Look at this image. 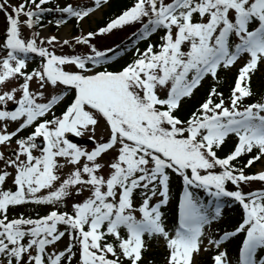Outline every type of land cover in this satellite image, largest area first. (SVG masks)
Segmentation results:
<instances>
[{"label":"snow or ice","instance_id":"snow-or-ice-1","mask_svg":"<svg viewBox=\"0 0 264 264\" xmlns=\"http://www.w3.org/2000/svg\"><path fill=\"white\" fill-rule=\"evenodd\" d=\"M108 2L0 0V264H144L153 240L164 264H200L205 252L232 264V239L236 264H264V167L247 171L264 165V94L251 86L264 66V0H131L87 30ZM134 25L135 51L110 70L122 53L96 37ZM49 26L64 35H44ZM233 68L225 96L220 73ZM101 119L107 136L96 139ZM85 132L91 149L67 135ZM28 206L46 211L11 214ZM232 206L239 219L217 237L211 226Z\"/></svg>","mask_w":264,"mask_h":264},{"label":"trees","instance_id":"trees-1","mask_svg":"<svg viewBox=\"0 0 264 264\" xmlns=\"http://www.w3.org/2000/svg\"><path fill=\"white\" fill-rule=\"evenodd\" d=\"M52 2L63 3V0H52ZM84 2H87V1H84ZM130 4H131V0H110L108 10L105 12L103 19L97 23V26H100V25L103 26L106 23L105 21L109 17H112L114 15L119 14L126 6H129ZM1 14L2 13H0V15ZM138 27H139L138 25H134L132 27H126L123 30H114L112 34L107 35V36L96 37L95 42H97L98 44L101 43V46H103V47H112V48L117 47V49L121 48L122 55L118 56L115 61L110 62V65L108 66L110 68V70H116L121 65H123L124 63H126L127 61L130 60L133 52L135 51V47H134L133 43H131L134 40V38L131 36H132L133 31H135L136 28H138ZM50 31L52 34L57 32V30L54 26L50 27ZM72 31H73L72 32L73 35H77V34H79L80 28L78 26H73ZM129 37H131V39H129V41H127V39ZM135 46H138L141 49H143L146 46V42L139 43L138 45H135ZM125 48L128 49V51L126 53H124V51H123ZM77 51H79V49H77ZM37 63H38V61L34 60L30 63V66L34 67ZM260 69H261V71L259 73V76L256 77V80L252 79V82H251L252 89L255 93H257V96L264 94V67H259V70ZM235 74H236V72H234V74L224 73V72L220 73L221 78L226 76V79H222L221 87H220V90H222L224 92L225 96H227L229 94L230 86L233 83ZM212 84H213V81H211L210 79L208 81H206L203 84V87L200 88V90L198 92H196V95L194 96V98H192L191 100H188L187 102H185L183 104L180 115L184 116V115L188 114L193 109V107L200 100H202L204 98L206 92L209 90V88H210V86H212ZM72 98H73V95L70 93L68 98H67V101L63 104V106L62 107L59 106L56 109V112L58 115L63 110V108L68 103L71 102ZM246 102H250V101H246ZM244 159L246 160L247 157H245ZM257 164H255V165H257ZM247 171L250 173H254V170L252 167H250ZM174 183L177 186L174 185V187H173V195H175L176 192L179 190L180 182H179V180H177ZM6 186L11 187V183H9ZM229 187L231 188L232 186L229 185ZM259 187H260V184H258V183L253 184V188H259ZM67 204H68V201H67ZM174 207H175V200L172 201L170 206H168L167 208L164 209L168 213L169 223H170V220L172 222V219H173L172 209ZM45 211H46V209H44L43 207L34 208L33 206H28L25 208H17L14 211H12L11 214L15 215L17 213L23 212L26 215H34L35 212L45 213ZM239 216H240V209L238 206H232V207L225 208L223 211V218L225 221L223 224H221L219 226V229L220 230H223V229H230L231 230L233 225L239 219ZM150 243H151V248L147 253H145V255L143 257L144 264H164V257L166 255L165 248L164 247L160 248L159 245L154 243V240L151 241ZM238 244H239L238 239H237V241L231 240V242L227 243V247H234V249L232 251H234V253L236 255L237 251H238ZM210 255L201 259L200 264H210V259H209Z\"/></svg>","mask_w":264,"mask_h":264},{"label":"rangeland","instance_id":"rangeland-1","mask_svg":"<svg viewBox=\"0 0 264 264\" xmlns=\"http://www.w3.org/2000/svg\"><path fill=\"white\" fill-rule=\"evenodd\" d=\"M93 22H91V20H89V23L88 25H92ZM4 25V18H0V28H2ZM87 25V26H88ZM70 33H71V30H70ZM44 35H46V33H44ZM58 35H64L63 32H60ZM70 137L68 136V138L74 142V143H77V144H80V143H93L94 141L92 139H90L92 133L90 132H85L82 136H75L74 134L70 133ZM95 136H96V139H99L101 136H104L106 137L107 136V133L105 132V122L101 119L99 121V125L96 129V133H95ZM107 159V157H106ZM261 167H264V165L260 166L258 169H260ZM68 172V169L66 168L63 172L62 175H66ZM72 201L69 202V204H71Z\"/></svg>","mask_w":264,"mask_h":264},{"label":"bare ground","instance_id":"bare-ground-1","mask_svg":"<svg viewBox=\"0 0 264 264\" xmlns=\"http://www.w3.org/2000/svg\"><path fill=\"white\" fill-rule=\"evenodd\" d=\"M101 15V12H99L97 15H96V17H99Z\"/></svg>","mask_w":264,"mask_h":264}]
</instances>
